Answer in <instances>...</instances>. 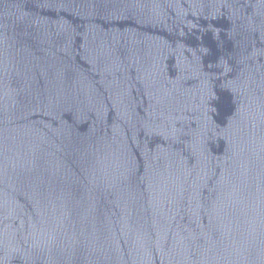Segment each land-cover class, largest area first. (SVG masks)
Masks as SVG:
<instances>
[{"label":"water","instance_id":"water-1","mask_svg":"<svg viewBox=\"0 0 264 264\" xmlns=\"http://www.w3.org/2000/svg\"><path fill=\"white\" fill-rule=\"evenodd\" d=\"M0 264H264V0H0Z\"/></svg>","mask_w":264,"mask_h":264}]
</instances>
